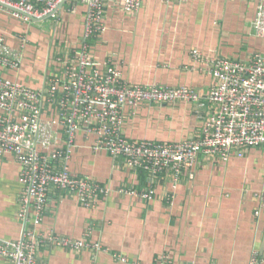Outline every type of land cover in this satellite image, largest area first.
I'll list each match as a JSON object with an SVG mask.
<instances>
[{
    "label": "crops",
    "instance_id": "obj_1",
    "mask_svg": "<svg viewBox=\"0 0 264 264\" xmlns=\"http://www.w3.org/2000/svg\"><path fill=\"white\" fill-rule=\"evenodd\" d=\"M259 0H142L126 13L122 0L105 14L106 30L84 38L86 4L67 0L58 18L22 21L0 11V33L14 49L26 39L20 71L0 74L31 88L57 76L58 56H71L85 43L92 70L113 65L129 85L188 86L198 103L126 105L123 131L131 140L174 144L197 138L210 103L212 83L204 59L248 61L264 54V37L255 28ZM94 137L79 132L69 161L74 175L89 176L109 189L94 206L53 189L36 234L54 231L90 243L80 253L40 246L39 264H250L264 258V144L243 157L223 161L201 156L175 181L168 169L151 179L143 168H129L123 157L95 150ZM65 146V144L63 145ZM21 166L0 155V240L16 241L27 228L18 216ZM153 191L151 198L120 193ZM97 246V247H96ZM99 247V248H98ZM122 256L126 261L121 260ZM0 264H13L0 257Z\"/></svg>",
    "mask_w": 264,
    "mask_h": 264
},
{
    "label": "built area",
    "instance_id": "obj_2",
    "mask_svg": "<svg viewBox=\"0 0 264 264\" xmlns=\"http://www.w3.org/2000/svg\"><path fill=\"white\" fill-rule=\"evenodd\" d=\"M66 0H0V11L22 21L58 18ZM114 0H82L86 4L84 38H97L106 30L105 14ZM185 1V0H179ZM142 0H122L126 13H136ZM255 28L264 37V0H259ZM26 39L20 50L12 48L0 33V69L20 71ZM60 75L44 78L41 88H31L0 74V155L11 154L21 166L18 216L27 228L22 239L0 240V257L13 264H39L40 246L66 248L80 253L90 248L85 240L54 231L36 234L32 225L45 218L50 191L75 195L84 206H94L109 189L89 176L74 175L69 166L79 132L94 137V149L123 157L129 168H143L151 176L170 169L176 181L193 168L201 156L227 161L243 157L248 148L264 144V54L248 61L216 57L204 59L212 77L207 99L209 110L197 138L179 143L131 140L124 131L126 105L145 103H198L203 95L188 86L129 85L113 65L92 70L89 45L73 55L58 56ZM65 144V146H63ZM120 193L151 198L153 191ZM97 247V246H96ZM99 248V247H98ZM121 260L126 261L122 256ZM250 264H264L254 255Z\"/></svg>",
    "mask_w": 264,
    "mask_h": 264
},
{
    "label": "water",
    "instance_id": "obj_3",
    "mask_svg": "<svg viewBox=\"0 0 264 264\" xmlns=\"http://www.w3.org/2000/svg\"><path fill=\"white\" fill-rule=\"evenodd\" d=\"M66 1H67V0H66ZM66 1H65V2H66ZM65 2H64V3H65ZM64 3H63V4H64ZM63 4H62V5H63ZM45 18H47V17H45ZM45 18H43V19H45ZM43 19H38V20H43ZM36 21H37V20H36Z\"/></svg>",
    "mask_w": 264,
    "mask_h": 264
}]
</instances>
